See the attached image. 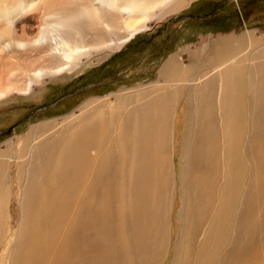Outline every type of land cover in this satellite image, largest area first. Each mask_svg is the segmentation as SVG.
<instances>
[{"label": "bare ground", "instance_id": "bare-ground-1", "mask_svg": "<svg viewBox=\"0 0 264 264\" xmlns=\"http://www.w3.org/2000/svg\"><path fill=\"white\" fill-rule=\"evenodd\" d=\"M188 2L0 0V102ZM185 52L0 144V264H264V37Z\"/></svg>", "mask_w": 264, "mask_h": 264}, {"label": "rangeland", "instance_id": "rangeland-1", "mask_svg": "<svg viewBox=\"0 0 264 264\" xmlns=\"http://www.w3.org/2000/svg\"><path fill=\"white\" fill-rule=\"evenodd\" d=\"M188 1L189 4L178 9V12L148 22L145 30L104 59L97 62L81 59L79 68L69 75V79H54L37 87L32 95L1 101V149L7 150L4 142L16 134L23 137L26 128L32 124L52 119L59 121L71 114L78 115L80 107L89 101L98 99L114 102L115 95L122 91L156 82L158 70L169 56H178L185 60V64H190L185 52L188 47L198 49L202 59L206 53L220 45L224 38L254 32L257 37H264V0ZM108 37L115 39L111 33ZM85 86L90 87L79 95H72L79 87ZM65 92L72 94L65 98L62 95ZM180 113H183V109L179 107V118L177 116L175 121L177 123L178 120L177 131L179 129L182 132ZM178 208L176 200L173 226L177 225L175 219L179 215Z\"/></svg>", "mask_w": 264, "mask_h": 264}, {"label": "flooded vegetation", "instance_id": "flooded-vegetation-1", "mask_svg": "<svg viewBox=\"0 0 264 264\" xmlns=\"http://www.w3.org/2000/svg\"><path fill=\"white\" fill-rule=\"evenodd\" d=\"M109 82H110V81H109ZM109 82H108V83H109ZM108 83H103V85H105V84L107 85ZM95 85H100V83H99V84H95ZM91 86H92V84H91ZM88 87H90V86L79 87L80 89L78 88V89H79V90L77 89L78 91H74V92H72L73 94H72V93H71V94H72V95H79V94H81L82 92H84ZM70 92H71V91H70ZM71 94H68V92H65V93H63L62 95H65V96H64L65 98H69V96H66V95H71ZM32 119H33V118H32ZM32 119H31V120H32ZM31 120H30V121H31ZM28 122H29V120H28ZM28 122L26 123L27 125H28ZM21 128H22V127H21ZM16 131H20V130H16ZM14 132H15V131H14ZM14 132H13V133H14Z\"/></svg>", "mask_w": 264, "mask_h": 264}]
</instances>
